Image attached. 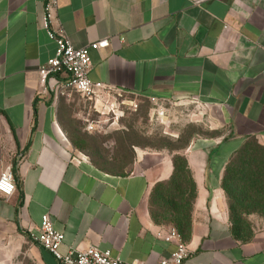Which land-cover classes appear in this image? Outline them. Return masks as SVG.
I'll return each instance as SVG.
<instances>
[{
  "label": "crops",
  "instance_id": "0c3cea01",
  "mask_svg": "<svg viewBox=\"0 0 264 264\" xmlns=\"http://www.w3.org/2000/svg\"><path fill=\"white\" fill-rule=\"evenodd\" d=\"M44 2L0 0V174L10 167L16 184L9 198L0 194V264H57L30 239L45 213L63 234L62 254L93 246L123 261L169 257L176 241L166 237L176 229L155 220L150 196L171 180L175 155L195 189L180 234L189 250L183 264H264V198L241 205L222 185L241 145L264 148V0H59L75 48L109 40L89 52L92 81L162 104H194L215 129H226L181 149L132 146L125 173L97 168L65 142L63 76L45 84L38 76L56 49L42 28ZM232 208L242 223L263 228L237 237Z\"/></svg>",
  "mask_w": 264,
  "mask_h": 264
},
{
  "label": "rangeland",
  "instance_id": "374dc122",
  "mask_svg": "<svg viewBox=\"0 0 264 264\" xmlns=\"http://www.w3.org/2000/svg\"><path fill=\"white\" fill-rule=\"evenodd\" d=\"M118 90L92 98L75 91L61 97L59 126L72 153L109 173L132 170V146L180 149L194 137H222L194 104L162 105ZM263 226H249L247 236Z\"/></svg>",
  "mask_w": 264,
  "mask_h": 264
},
{
  "label": "built area",
  "instance_id": "2783aa9c",
  "mask_svg": "<svg viewBox=\"0 0 264 264\" xmlns=\"http://www.w3.org/2000/svg\"><path fill=\"white\" fill-rule=\"evenodd\" d=\"M59 0H45L42 17V28L46 35L55 42V54L38 70L39 81L45 84L48 78L61 75L59 94L68 95L75 91L83 97L92 98L98 94L116 90L101 82L92 81L89 76L91 67L90 50L105 48L109 44L108 38H103L81 48H75L58 18ZM157 106V112L163 114L162 102L156 98L149 99ZM16 191L15 178L10 167H6L0 174V194L9 198ZM33 243L50 252L57 264H145L138 261H123L112 256L110 251H101L93 246L85 249L68 247L62 254L59 248L63 245V234L55 230L48 213L41 217L39 232L30 234ZM166 240H175L176 248L169 257L161 259L156 264H183L188 257L189 250L176 230H171Z\"/></svg>",
  "mask_w": 264,
  "mask_h": 264
},
{
  "label": "trees",
  "instance_id": "16d2710c",
  "mask_svg": "<svg viewBox=\"0 0 264 264\" xmlns=\"http://www.w3.org/2000/svg\"><path fill=\"white\" fill-rule=\"evenodd\" d=\"M173 165L171 180L156 185L152 191L151 212L156 221L161 219L171 223L172 227L183 235L189 228V210L195 189L184 157L175 155ZM222 185L227 196L241 205L242 199L264 198V148L253 140L241 145L226 167ZM258 189L261 191L253 193ZM231 211L234 234L237 237H247L249 225L242 223L240 216L235 215L236 209L232 208ZM242 211L241 208L240 212Z\"/></svg>",
  "mask_w": 264,
  "mask_h": 264
}]
</instances>
